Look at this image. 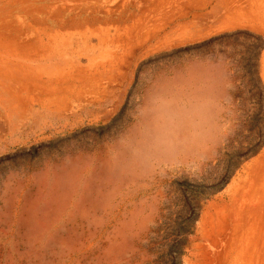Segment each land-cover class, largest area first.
I'll list each match as a JSON object with an SVG mask.
<instances>
[{"label": "rangeland", "instance_id": "obj_1", "mask_svg": "<svg viewBox=\"0 0 264 264\" xmlns=\"http://www.w3.org/2000/svg\"><path fill=\"white\" fill-rule=\"evenodd\" d=\"M0 264H264V0H0Z\"/></svg>", "mask_w": 264, "mask_h": 264}]
</instances>
